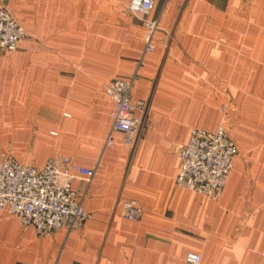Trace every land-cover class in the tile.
Here are the masks:
<instances>
[{"label": "crops", "instance_id": "crops-1", "mask_svg": "<svg viewBox=\"0 0 264 264\" xmlns=\"http://www.w3.org/2000/svg\"><path fill=\"white\" fill-rule=\"evenodd\" d=\"M130 0H0L26 29L0 50V149L42 168L52 155L95 170L73 188L81 230L39 236L0 211V264H264V0H156L148 32ZM136 75L132 101L150 125L135 148L113 131L105 85ZM231 100L239 153L222 195L180 186L177 143L215 131ZM135 199L141 219L122 215Z\"/></svg>", "mask_w": 264, "mask_h": 264}, {"label": "built area", "instance_id": "built-area-1", "mask_svg": "<svg viewBox=\"0 0 264 264\" xmlns=\"http://www.w3.org/2000/svg\"><path fill=\"white\" fill-rule=\"evenodd\" d=\"M156 0H130L127 11L143 23L148 40L146 50L155 45L151 38L159 28L158 20L150 17ZM26 29L4 5L0 6V50L13 51L27 36ZM136 75L117 77L105 85L115 108L107 144L112 145L113 131L123 134L125 144L135 148L149 128L146 115H136L145 108L144 101L134 103L132 90ZM231 100L221 106V120L215 131L193 128L188 142L175 145L181 158V171L176 177L180 186L217 199L222 195L238 146L229 126ZM95 170L73 161L69 156L52 155L40 168L20 163L12 154L11 143L0 149V211L19 216L25 229L34 226L39 236L53 234L66 227L73 233L81 230L90 216L83 205L84 196L73 188V181L83 176L90 182ZM122 215L131 220L142 218L144 210L135 199L118 200ZM185 264H204L200 253L189 252Z\"/></svg>", "mask_w": 264, "mask_h": 264}, {"label": "rangeland", "instance_id": "rangeland-1", "mask_svg": "<svg viewBox=\"0 0 264 264\" xmlns=\"http://www.w3.org/2000/svg\"><path fill=\"white\" fill-rule=\"evenodd\" d=\"M222 106V105H221Z\"/></svg>", "mask_w": 264, "mask_h": 264}]
</instances>
